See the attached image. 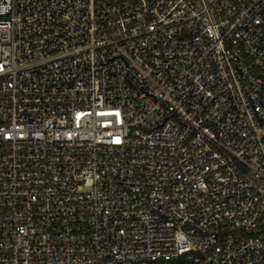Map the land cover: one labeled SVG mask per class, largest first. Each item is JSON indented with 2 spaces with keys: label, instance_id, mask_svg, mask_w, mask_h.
Here are the masks:
<instances>
[{
  "label": "built area",
  "instance_id": "obj_1",
  "mask_svg": "<svg viewBox=\"0 0 264 264\" xmlns=\"http://www.w3.org/2000/svg\"><path fill=\"white\" fill-rule=\"evenodd\" d=\"M0 264H264V0H0Z\"/></svg>",
  "mask_w": 264,
  "mask_h": 264
}]
</instances>
